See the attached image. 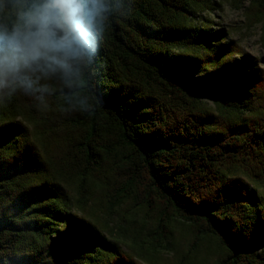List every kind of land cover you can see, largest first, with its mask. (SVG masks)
<instances>
[{
  "label": "trees",
  "instance_id": "1",
  "mask_svg": "<svg viewBox=\"0 0 264 264\" xmlns=\"http://www.w3.org/2000/svg\"><path fill=\"white\" fill-rule=\"evenodd\" d=\"M214 4L111 0L77 75L0 96V264H264V73Z\"/></svg>",
  "mask_w": 264,
  "mask_h": 264
},
{
  "label": "clouds",
  "instance_id": "2",
  "mask_svg": "<svg viewBox=\"0 0 264 264\" xmlns=\"http://www.w3.org/2000/svg\"><path fill=\"white\" fill-rule=\"evenodd\" d=\"M111 0H0V96L43 100L41 81L71 79L97 53Z\"/></svg>",
  "mask_w": 264,
  "mask_h": 264
},
{
  "label": "rangeland",
  "instance_id": "3",
  "mask_svg": "<svg viewBox=\"0 0 264 264\" xmlns=\"http://www.w3.org/2000/svg\"><path fill=\"white\" fill-rule=\"evenodd\" d=\"M249 0L240 3V8L234 0H214V11L206 15L211 23L212 31H222L226 34L225 44H235L243 55H246L254 64V70L260 69L264 73V49L259 44V27L247 29L244 11ZM237 59V56H234ZM167 240L169 235L166 234ZM185 248L190 245L184 243ZM161 257L168 261H175L174 254L165 253Z\"/></svg>",
  "mask_w": 264,
  "mask_h": 264
}]
</instances>
